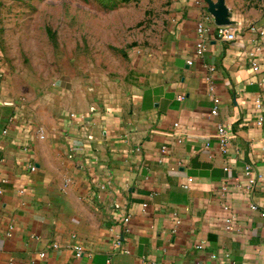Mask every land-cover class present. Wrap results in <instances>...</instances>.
<instances>
[{
	"label": "crops",
	"instance_id": "0c3cea01",
	"mask_svg": "<svg viewBox=\"0 0 264 264\" xmlns=\"http://www.w3.org/2000/svg\"><path fill=\"white\" fill-rule=\"evenodd\" d=\"M225 5L236 39L209 33L188 65L211 13L173 0L131 83L90 113L17 115L3 134L15 111L0 99V264H264V16Z\"/></svg>",
	"mask_w": 264,
	"mask_h": 264
},
{
	"label": "rangeland",
	"instance_id": "374dc122",
	"mask_svg": "<svg viewBox=\"0 0 264 264\" xmlns=\"http://www.w3.org/2000/svg\"><path fill=\"white\" fill-rule=\"evenodd\" d=\"M235 17L264 0H224ZM173 0H0V99L19 115H70L121 95L160 42Z\"/></svg>",
	"mask_w": 264,
	"mask_h": 264
},
{
	"label": "built area",
	"instance_id": "2783aa9c",
	"mask_svg": "<svg viewBox=\"0 0 264 264\" xmlns=\"http://www.w3.org/2000/svg\"><path fill=\"white\" fill-rule=\"evenodd\" d=\"M195 4L199 7H203L204 3L206 2L205 0H194ZM212 26L214 27L213 31H212ZM251 29H257L256 26L251 25L250 26ZM259 29V28H258ZM196 32L198 35V40L195 43V46L193 48V55L191 58H189L186 62L188 65L193 64L194 61L201 59L206 51V47H207V38H208V34L213 32V34H215L216 38H220L226 41H233L236 39V33L233 30H230L229 25H218L216 24L214 17L211 14L207 13H203L201 20H199L197 22L196 25ZM260 34H264V30H260L259 31ZM253 55V53H251V56ZM252 65L254 66V69L258 68V65L253 62ZM207 69L209 71H213L214 67L212 66H208ZM179 99H181V97H179ZM256 106L258 108H260V111L263 109V105L260 101L259 98L256 99ZM212 114H216L217 113V106H214L211 111ZM17 115H19V113L15 111V113L11 114L10 117H8L7 119V125L6 127L3 129V134H7L9 131V128L11 127V125L14 123V119L17 117ZM264 120L263 115H260L257 119V125H261L262 122ZM26 122V121H25ZM28 125H31L30 122H26ZM35 133L38 137V139H45L46 137V133L43 129V127L41 126H35L34 127ZM215 137L218 141V145H219V150L221 152H226L229 142H230V136L228 135V132L226 130V128L223 125H218L217 126V130L215 133ZM31 169L34 170L35 166L31 165ZM224 169H228V167H224ZM246 170V174L248 175L250 173L251 167L250 165H247L245 167ZM256 178L255 177H248V188L249 191H251L253 189V187L256 185ZM1 190H0V194H1ZM224 209H228V205H224L223 206ZM250 208L252 210H258V205H256L255 203H250ZM261 215L264 216V211H261ZM129 220L128 216H124L122 218L123 222H127ZM229 222V220H228ZM229 226V225H228ZM75 250L77 252L78 255L81 254L82 251V247L80 246H76ZM44 253H40V257H43Z\"/></svg>",
	"mask_w": 264,
	"mask_h": 264
},
{
	"label": "water",
	"instance_id": "95a60500",
	"mask_svg": "<svg viewBox=\"0 0 264 264\" xmlns=\"http://www.w3.org/2000/svg\"><path fill=\"white\" fill-rule=\"evenodd\" d=\"M208 4V10L213 15L216 24L218 25H229L228 11L224 0H205Z\"/></svg>",
	"mask_w": 264,
	"mask_h": 264
}]
</instances>
